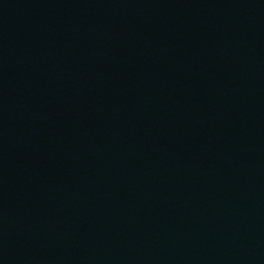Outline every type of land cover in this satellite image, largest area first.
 Segmentation results:
<instances>
[{
    "label": "water",
    "instance_id": "95a60500",
    "mask_svg": "<svg viewBox=\"0 0 264 264\" xmlns=\"http://www.w3.org/2000/svg\"><path fill=\"white\" fill-rule=\"evenodd\" d=\"M0 264H264V0H0Z\"/></svg>",
    "mask_w": 264,
    "mask_h": 264
}]
</instances>
